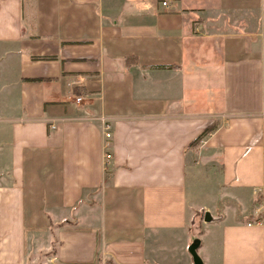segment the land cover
Segmentation results:
<instances>
[{
    "label": "crops",
    "instance_id": "0c3cea01",
    "mask_svg": "<svg viewBox=\"0 0 264 264\" xmlns=\"http://www.w3.org/2000/svg\"><path fill=\"white\" fill-rule=\"evenodd\" d=\"M195 240L264 264V0H0V264H192Z\"/></svg>",
    "mask_w": 264,
    "mask_h": 264
},
{
    "label": "rangeland",
    "instance_id": "374dc122",
    "mask_svg": "<svg viewBox=\"0 0 264 264\" xmlns=\"http://www.w3.org/2000/svg\"><path fill=\"white\" fill-rule=\"evenodd\" d=\"M189 175H190V173H189ZM194 178L195 179H193V177L188 176V187H189L188 188V194H189V197H191L193 199V201L197 202L198 204L208 203V201H210V198H211L210 197L211 195H209L210 194V188H211V185L216 181V177H213V176L205 177V174H203V172L202 173L200 172V175L197 177H194ZM194 183H195V185H194ZM193 186H194V188H193ZM196 216L200 217V218L197 217L196 220H200L203 217L202 212H199L198 214H196ZM201 229H202V227H200L199 230H201ZM54 246H55V243L52 242V244L48 248V251L52 252L54 250ZM199 253L200 252H197V255ZM43 256H44L43 252L41 251L40 255L38 257L39 263L46 262V259Z\"/></svg>",
    "mask_w": 264,
    "mask_h": 264
},
{
    "label": "built area",
    "instance_id": "2783aa9c",
    "mask_svg": "<svg viewBox=\"0 0 264 264\" xmlns=\"http://www.w3.org/2000/svg\"><path fill=\"white\" fill-rule=\"evenodd\" d=\"M173 1L174 0H155V2L163 9H167ZM79 100H80V97L75 98L76 102H78ZM50 128H53V126L50 125ZM101 129H102V136L104 138V141L102 142V146H101L103 149L102 157L104 160L103 163L105 164L110 157L109 153L105 151V149L107 148L109 144L110 132H109V126L107 122L104 120L101 121Z\"/></svg>",
    "mask_w": 264,
    "mask_h": 264
},
{
    "label": "water",
    "instance_id": "95a60500",
    "mask_svg": "<svg viewBox=\"0 0 264 264\" xmlns=\"http://www.w3.org/2000/svg\"><path fill=\"white\" fill-rule=\"evenodd\" d=\"M208 220H209V215L207 212H204L203 221H208ZM197 245H198V241L195 240L188 247V253L191 256L192 264H202L200 257L196 253Z\"/></svg>",
    "mask_w": 264,
    "mask_h": 264
},
{
    "label": "trees",
    "instance_id": "16d2710c",
    "mask_svg": "<svg viewBox=\"0 0 264 264\" xmlns=\"http://www.w3.org/2000/svg\"><path fill=\"white\" fill-rule=\"evenodd\" d=\"M214 129L213 125L208 126L205 128L193 141L192 144H196L199 140H201L203 137H205L206 134L211 132ZM105 264H110L109 262H105Z\"/></svg>",
    "mask_w": 264,
    "mask_h": 264
}]
</instances>
